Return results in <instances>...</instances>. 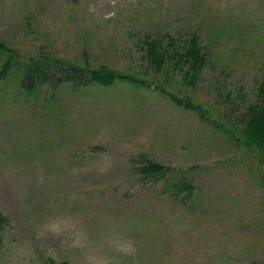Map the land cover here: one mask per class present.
<instances>
[{"label":"rangeland","instance_id":"rangeland-1","mask_svg":"<svg viewBox=\"0 0 264 264\" xmlns=\"http://www.w3.org/2000/svg\"><path fill=\"white\" fill-rule=\"evenodd\" d=\"M187 15L203 26L216 67L196 96L213 102L220 74L254 89L264 77V0H0V37L22 57L89 56L134 74L131 16L180 29ZM53 87L30 100L10 87L0 95V209L10 219L0 264H264L252 153L153 85ZM141 153L196 166L206 214L187 217L159 184H138L129 161Z\"/></svg>","mask_w":264,"mask_h":264},{"label":"trees","instance_id":"trees-1","mask_svg":"<svg viewBox=\"0 0 264 264\" xmlns=\"http://www.w3.org/2000/svg\"><path fill=\"white\" fill-rule=\"evenodd\" d=\"M188 15L187 20L182 22L185 27L180 29L172 25V19L158 26L151 24L147 27L131 16L134 32L137 33L131 34L132 43H136L135 57L140 61L137 63L139 69L134 74L131 73L134 69L127 68L129 65L123 70L92 65L89 56L84 57L83 63L58 55L50 58L42 55L22 57L16 48L0 37V95L10 87L18 96L21 92L30 100L33 96H40L51 79L54 81L53 90L66 83L85 87H109L116 82L137 87L153 85L175 105L196 112L221 131L228 141L252 153L258 168V181L264 188V77L254 89L246 90L236 83L231 85L228 77L224 78L222 74L212 76L211 92L215 100L209 104L199 99L196 96L198 84L205 71L216 68L215 59L213 51L202 39L203 26L194 25ZM126 29L132 31L130 26H126ZM227 33L228 28L224 31V34ZM257 81L258 77L255 79ZM129 165L138 184H159V195L183 207L182 211L187 217L206 214L204 209H200L203 199L193 177L196 166H170L146 153L131 158ZM9 224V217L0 209V246ZM47 262L71 264L52 258ZM250 264H258V261Z\"/></svg>","mask_w":264,"mask_h":264}]
</instances>
